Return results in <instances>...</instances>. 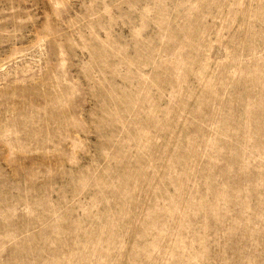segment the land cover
Instances as JSON below:
<instances>
[{"label": "rangeland", "instance_id": "rangeland-1", "mask_svg": "<svg viewBox=\"0 0 264 264\" xmlns=\"http://www.w3.org/2000/svg\"><path fill=\"white\" fill-rule=\"evenodd\" d=\"M0 264H264V0H0Z\"/></svg>", "mask_w": 264, "mask_h": 264}]
</instances>
